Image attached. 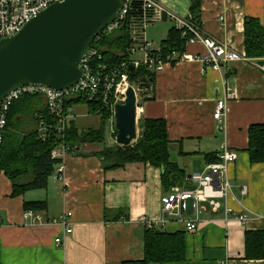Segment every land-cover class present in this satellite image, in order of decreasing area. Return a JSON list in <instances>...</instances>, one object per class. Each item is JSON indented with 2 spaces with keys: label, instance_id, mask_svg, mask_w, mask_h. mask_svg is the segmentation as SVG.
Segmentation results:
<instances>
[{
  "label": "crops",
  "instance_id": "obj_1",
  "mask_svg": "<svg viewBox=\"0 0 264 264\" xmlns=\"http://www.w3.org/2000/svg\"><path fill=\"white\" fill-rule=\"evenodd\" d=\"M159 1L192 19L193 0ZM247 18L258 19L264 28V0H200L199 27L246 55ZM157 22L163 25L161 40L151 42L158 46L174 25L166 18ZM185 53L205 54L206 48L199 42L188 43ZM228 69L216 71L197 60L166 66L144 90L148 99L143 96L138 101L139 121L164 119L167 123L171 161L186 174L181 188H194L190 176L204 171L208 156L217 155L223 147L238 153L237 161L229 166L232 193L223 205L249 215L245 225L234 218L225 223L224 209L217 213L208 210L195 231L173 221L166 231L185 233L186 259L164 264H264V259L244 258L246 232L264 231V163L251 164L248 153L250 126L264 125V72L245 61L233 62ZM224 82L237 96L228 102L223 124H218L214 112L224 95ZM42 102L45 105L44 98ZM86 114H90L89 109ZM105 146H111L108 136ZM91 147L84 145V154H68L64 178L54 174L45 189L13 197L12 183L0 175L2 264H123L144 259L147 219L160 218L161 198L166 193L162 171L143 163L108 169L94 154L101 147ZM243 187L247 188L246 195L242 194ZM41 201H46L48 208L30 210L43 219L42 224L33 225L24 219L28 211L24 205ZM66 213L72 215L71 234L53 223ZM57 238H61L60 244Z\"/></svg>",
  "mask_w": 264,
  "mask_h": 264
},
{
  "label": "built area",
  "instance_id": "obj_2",
  "mask_svg": "<svg viewBox=\"0 0 264 264\" xmlns=\"http://www.w3.org/2000/svg\"><path fill=\"white\" fill-rule=\"evenodd\" d=\"M61 0H0V40L9 38L19 33L23 27L42 11L55 2ZM140 2L143 16L132 17L130 12L133 3ZM135 18V19H134ZM170 20L174 28L181 31L182 35L188 36V43L199 42L206 48L205 54L188 55L172 52L162 55V46L153 45L146 39V30L149 26L162 19ZM130 21V34L132 45L127 50L128 60L116 65H107L103 62L102 48L99 43L102 35L113 34L123 25ZM137 53H142V58H135ZM201 61L216 71H228L229 64L238 61L252 63L256 68L264 72V59H251L246 54H241L232 49L227 43L220 41L205 33L192 19L184 18L174 11L166 8L159 0H124V6L116 20L98 35L87 54L79 62V67L84 71L83 78L75 85L57 91L47 86L27 85L9 93L2 101L0 107V144L3 132L7 125V115L13 103L23 96H39L44 98L47 109L55 119L54 126H39V137L45 139L49 130L54 129L60 136L65 135L72 121L75 120V107L68 101L78 99L81 105L89 103H101L111 116L115 115L117 104L124 103L127 91L133 88L139 99L143 97L144 90L140 88V82L131 83L130 68L134 73L140 68H145L152 73L161 72L166 66L175 65L184 61ZM224 95L215 105L214 120L223 124L227 116L228 102L236 98L237 93L223 83ZM139 116V115H138ZM221 131L224 126L221 125ZM73 153L64 144L52 152L53 159H60L56 167L55 176L64 178V159ZM216 162L208 163L204 171L191 174L189 181L194 188L184 189L179 186L171 188L161 198V216L157 220L147 219V226L154 229L166 230L173 222L184 225L187 231H195L202 223V219L208 210L217 213L224 209L223 220L228 223L231 218L245 225L249 221L246 213L235 212L227 203L223 205L232 193V185L229 177V166L238 159V153L228 147H223L217 154ZM242 194H247V188H242ZM191 215L192 218H188ZM72 215L66 213L53 223H59L67 234L73 232ZM25 220H31L33 225L42 224V217L33 211H26ZM57 244L62 242L57 238ZM222 264H225L224 262Z\"/></svg>",
  "mask_w": 264,
  "mask_h": 264
},
{
  "label": "trees",
  "instance_id": "obj_3",
  "mask_svg": "<svg viewBox=\"0 0 264 264\" xmlns=\"http://www.w3.org/2000/svg\"><path fill=\"white\" fill-rule=\"evenodd\" d=\"M192 19L198 24L200 14V0H193L191 7ZM132 17L143 16L140 2L135 1L130 12ZM134 18V19H135ZM130 21L126 22L122 29L110 34L102 35L99 43L103 62L107 65H116L128 60L127 50L132 45L130 34ZM188 36L174 27L170 30L167 38L161 43L162 55L172 52L184 53L186 51ZM245 47L247 56L251 59L264 57V28L258 19L247 18L245 20ZM156 73L147 71L145 68L136 70L131 75V83L140 82L141 79L155 80ZM146 97V93H142ZM39 96H23L11 106L7 115V125L3 132L0 144V175L3 174L12 183V196H20L28 190L45 189L48 181L55 174L60 159H53L52 152L64 144L74 154H84L81 149L86 144H105V126L111 113L101 103L93 102L87 105L90 114L100 117V125L97 128L81 130L71 122L64 137L54 129L48 131L43 140L39 137V126H54L55 119L47 109L46 104L36 111L38 127L31 132L20 129V122L25 118L29 104ZM68 104L81 105L78 99L68 101ZM140 137L132 147L125 149L104 147L95 152L108 169L124 167L129 163L149 164L161 169V183L164 192H168L175 186L182 187L186 181V174L178 165L171 161V142L168 138L167 123L164 119H140ZM251 164L264 163V125L255 124L249 128V148ZM209 163L218 160L217 155L208 156ZM25 210L46 211V201L25 203ZM145 257L141 261H127L123 264H151V263H174L182 262L185 255V233H169L166 230L147 227L145 232ZM245 259H264V231H247L245 234ZM0 264L1 245H0Z\"/></svg>",
  "mask_w": 264,
  "mask_h": 264
},
{
  "label": "water",
  "instance_id": "obj_4",
  "mask_svg": "<svg viewBox=\"0 0 264 264\" xmlns=\"http://www.w3.org/2000/svg\"><path fill=\"white\" fill-rule=\"evenodd\" d=\"M123 6L124 0H61L19 33L0 40V107L9 93L23 86L60 91L77 84L84 75L79 62ZM151 83L141 79L140 88L147 90ZM137 105L136 93L129 88L124 103L115 108L116 142L125 149L138 137Z\"/></svg>",
  "mask_w": 264,
  "mask_h": 264
},
{
  "label": "rangeland",
  "instance_id": "obj_5",
  "mask_svg": "<svg viewBox=\"0 0 264 264\" xmlns=\"http://www.w3.org/2000/svg\"><path fill=\"white\" fill-rule=\"evenodd\" d=\"M162 30H163L162 22H157L149 26L148 29L146 30L147 41H150V42L155 41L156 43L157 41H160ZM153 45L157 46V44H153ZM135 58L141 59L142 53H137ZM19 101L20 100L15 101L16 102L15 106L20 105V103H17ZM32 101H33V104L32 105L29 104L30 109L28 110L25 118L20 122V129L21 131H24V132L34 131L38 127V121L36 120V113H37L36 110L42 106V97L34 98ZM87 111H88L87 105H77L75 107V115H76L75 120H76L77 126L81 130H86L89 128H97L100 125V117L97 114H86ZM105 134L106 136L110 138L111 146L109 148H115L117 146H120L116 142L117 131L115 128V118L112 116L109 117L108 121L106 122ZM137 136H138L137 137L138 139L140 137L139 125H138V135ZM137 139L133 142L132 145L136 143ZM90 145L92 146L91 148L95 150H97V148L99 147H101V149L104 148L103 144H96V145L90 144Z\"/></svg>",
  "mask_w": 264,
  "mask_h": 264
}]
</instances>
